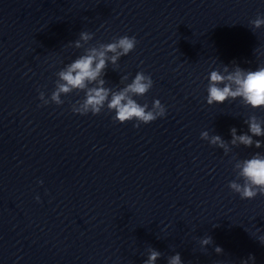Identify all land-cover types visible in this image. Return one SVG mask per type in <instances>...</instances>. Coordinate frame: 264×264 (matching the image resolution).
Wrapping results in <instances>:
<instances>
[{"label":"water","instance_id":"water-1","mask_svg":"<svg viewBox=\"0 0 264 264\" xmlns=\"http://www.w3.org/2000/svg\"><path fill=\"white\" fill-rule=\"evenodd\" d=\"M257 16L264 0H0V264H147L153 251V264H264V196L228 188L242 183L237 164L264 155V136L245 148L231 129L247 133L264 108L206 102L211 71L264 66ZM122 36L135 49L98 79L117 91L150 76L134 99L159 100L162 118L73 114L75 91L42 106L59 71Z\"/></svg>","mask_w":264,"mask_h":264},{"label":"clouds","instance_id":"clouds-1","mask_svg":"<svg viewBox=\"0 0 264 264\" xmlns=\"http://www.w3.org/2000/svg\"><path fill=\"white\" fill-rule=\"evenodd\" d=\"M250 23L252 29H259L264 26V17L257 16ZM92 38L93 34L89 32L80 33V40L88 42ZM137 43L135 37L122 36L113 38L111 43L102 44L99 50L95 47L88 49L86 54L81 55L57 73L61 82L56 84L49 99L45 100L44 93H40L38 98L42 101V106H46L50 102L60 106L63 104L61 96L75 91L83 92L84 98L72 105L73 114L85 116L90 113L96 116L106 105L108 112L115 113L113 117L115 122L124 124L135 120L136 123L133 125L135 128L162 118L166 109L159 100L153 101L149 110L147 103L141 105L134 99V97L144 96L152 88L153 81L150 76L143 72H137L130 83L117 91L105 88L104 80L98 79L108 63L116 65L120 57L127 56L135 49ZM75 47L77 49L81 47L79 41L75 43ZM109 53L112 55L109 56ZM122 79H127V77ZM237 98L242 101L244 106L253 110L264 108V66H258L254 71L235 66L231 72H228L227 66H225L223 73L217 70L210 72L206 99L208 105L223 104L226 100H236ZM245 123L248 127V132L245 134L237 136L236 129H231L232 144L238 143L245 148L259 149L261 141L254 142L253 137L264 136V128H262L264 121L252 116ZM207 138L206 132L201 133V139ZM210 144L220 148L225 147L220 136H213ZM236 167L239 170L238 177L242 183H238L237 180L231 181L228 184L229 190L238 194L242 200H251L258 194L264 196V155L256 153L250 159L237 164ZM210 242V238H206L201 243L209 244ZM261 244H264V240L261 241ZM215 251L220 253L221 249L217 247ZM159 255L158 252H151L147 264H153ZM249 259L254 260V257L249 256ZM168 264H181L179 254L173 256ZM242 264H246V262H242Z\"/></svg>","mask_w":264,"mask_h":264}]
</instances>
